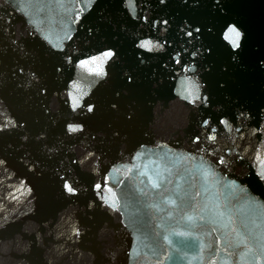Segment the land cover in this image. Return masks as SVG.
Wrapping results in <instances>:
<instances>
[{
    "label": "water",
    "instance_id": "water-1",
    "mask_svg": "<svg viewBox=\"0 0 264 264\" xmlns=\"http://www.w3.org/2000/svg\"><path fill=\"white\" fill-rule=\"evenodd\" d=\"M0 161V264H264V0H0Z\"/></svg>",
    "mask_w": 264,
    "mask_h": 264
},
{
    "label": "snow or ice",
    "instance_id": "snow-or-ice-1",
    "mask_svg": "<svg viewBox=\"0 0 264 264\" xmlns=\"http://www.w3.org/2000/svg\"><path fill=\"white\" fill-rule=\"evenodd\" d=\"M229 33H230V34H231V33H234L235 36H236V39H235V40H231V35H229V36L226 37V38L230 39L231 42L233 43V45H234L235 47L239 48V47H240L239 37H240V35H241V34L239 33V31H238L235 27H232V28L229 29ZM112 55H113L112 52H107V53H105V56H106V57H111ZM89 111H91V108H89ZM70 130H71V131H76L77 129H76L75 127H73V128H71ZM0 163H3V162L0 161ZM66 188H67V191H68V192H73V191H74V189L72 188L71 185H66Z\"/></svg>",
    "mask_w": 264,
    "mask_h": 264
}]
</instances>
